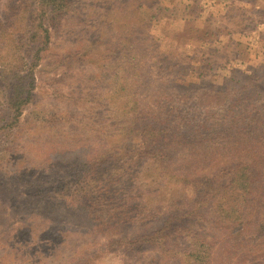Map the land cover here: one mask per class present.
Listing matches in <instances>:
<instances>
[{"label": "rangeland", "instance_id": "1", "mask_svg": "<svg viewBox=\"0 0 264 264\" xmlns=\"http://www.w3.org/2000/svg\"><path fill=\"white\" fill-rule=\"evenodd\" d=\"M18 1L0 0V20ZM53 34L21 125L0 140V264L78 263L87 251L79 264L157 257L175 264L154 247L144 256L111 249L104 229L74 211V199L85 189L99 193L112 232L134 237L160 228L171 201L192 196L155 172L153 161H131L122 129L134 111L149 114L163 92L177 98L186 86L224 88L254 74L264 63V0H68ZM123 35H133L132 63ZM201 59L210 65L206 77L197 73ZM112 150L91 174L90 162ZM204 214L189 227L213 237L206 224L214 214ZM182 233L173 235V249L190 245L194 234Z\"/></svg>", "mask_w": 264, "mask_h": 264}, {"label": "trees", "instance_id": "2", "mask_svg": "<svg viewBox=\"0 0 264 264\" xmlns=\"http://www.w3.org/2000/svg\"><path fill=\"white\" fill-rule=\"evenodd\" d=\"M12 8L13 13L0 20V140L15 136L21 125L36 90L37 70L52 48L53 25L68 11V0H19ZM132 37L123 35L120 40L123 47H132L126 51L131 63ZM198 63L197 73L206 77L210 65L203 59ZM191 87L181 89L177 98L163 92L145 116L134 111L121 135L131 143L132 151L126 150L131 161H153L155 172L192 196L171 201L160 228L134 237L112 232L99 193L85 189L74 199V211L104 229L111 249L117 246L144 256L154 247L168 261L178 259L175 264H264V63L241 83L230 80L224 88L213 85L204 91ZM114 151L90 162L91 174ZM180 154L184 157L179 159ZM214 163L220 166L212 169ZM207 210L214 214L206 224L213 237L193 233L189 227L191 221H205ZM182 231L193 233V239L187 248L173 249L171 239ZM89 256L87 251L71 264ZM157 259L148 264H159ZM88 260L83 264L93 258Z\"/></svg>", "mask_w": 264, "mask_h": 264}]
</instances>
